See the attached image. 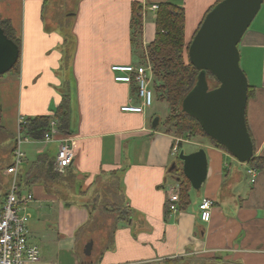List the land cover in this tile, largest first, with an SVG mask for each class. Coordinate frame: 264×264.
Masks as SVG:
<instances>
[{
  "label": "crops",
  "instance_id": "obj_1",
  "mask_svg": "<svg viewBox=\"0 0 264 264\" xmlns=\"http://www.w3.org/2000/svg\"><path fill=\"white\" fill-rule=\"evenodd\" d=\"M163 1L0 0V17L12 22L22 41L20 71L11 74L14 89L3 90L4 100L12 96L19 102L13 111L3 110V164L14 161L19 116L54 115L63 89L61 59L71 58L65 135L76 141L74 163L64 174L49 171L58 143L28 139L19 169L22 192L34 196L28 207L29 238L40 248L43 263L161 264L182 257L188 264H264V169L255 183L236 191L248 163L202 137L182 138L184 147L190 145L186 153L205 149L207 178L201 190L191 191L187 209L169 212L168 191L178 184L171 176L176 137L153 124L167 117L169 106L156 97L144 113L121 111L141 102L133 84L115 82L111 71L114 64L137 65L132 4ZM216 1H180L187 42ZM146 16L143 42L148 45L156 36V16L147 23ZM69 41L75 42L72 48ZM239 51L253 88L247 123L256 156L264 158V3ZM43 154L41 166L35 161ZM204 198L214 201L209 222L200 215ZM101 202L111 210H102Z\"/></svg>",
  "mask_w": 264,
  "mask_h": 264
},
{
  "label": "water",
  "instance_id": "obj_2",
  "mask_svg": "<svg viewBox=\"0 0 264 264\" xmlns=\"http://www.w3.org/2000/svg\"><path fill=\"white\" fill-rule=\"evenodd\" d=\"M264 0H222L205 16L189 46V58L200 70L197 82L182 102V111L195 117L204 131L221 144L239 162L254 156L246 110L249 82L241 67L239 44L259 13ZM21 56V48L0 27V76L10 72ZM208 73L218 86L210 88ZM159 124V118L154 120ZM179 158L193 189L201 190L207 178L208 158L205 149ZM176 168L174 163L171 171ZM90 244L85 252L88 253Z\"/></svg>",
  "mask_w": 264,
  "mask_h": 264
},
{
  "label": "trees",
  "instance_id": "obj_3",
  "mask_svg": "<svg viewBox=\"0 0 264 264\" xmlns=\"http://www.w3.org/2000/svg\"><path fill=\"white\" fill-rule=\"evenodd\" d=\"M178 0H164L159 4V8L156 12V36L152 43L148 44V61L153 67L154 71V89L156 97L160 101H165L169 106V113L163 121H159V128L171 134L175 137H184L187 135L189 138L203 136L205 140L217 146L225 151L226 148L221 144L213 140L204 131L201 123L193 116L182 111V102L186 95L195 86L200 70H198L190 61L189 58V46L187 44L185 35L186 26V12L185 8L178 3ZM222 0H217L216 3L209 8L205 13L201 23L199 24L195 34L199 30L207 13ZM143 6L134 2L132 4V16H131V29H132V41L133 44H138L139 40L143 37V22L142 16ZM0 27H2L8 36L13 39L17 45L21 48L22 41L17 36V32L13 27V24L8 19H2L0 17ZM138 41V42H137ZM192 41V40H191ZM241 43V42H240ZM240 45V44H239ZM146 63H141L144 65ZM20 71V58L14 65L10 72L19 73ZM209 85L215 84L218 86L219 82L215 76L208 73ZM133 93L138 96L139 88L136 82L132 83ZM214 88V87H210ZM59 103L54 111V116L58 120V128L61 133L69 132L70 113H71V96L66 82V87L61 90ZM253 97V88L249 86L248 89V101ZM248 105V103H247ZM53 115H37L28 117L26 123L21 126V133L29 139L36 141H43L46 132L48 131L49 123ZM247 120V111H246ZM3 107L1 105L0 98V131L3 128ZM248 126V123H247ZM249 129V127H248ZM250 132V129H249ZM252 137V134L250 132ZM253 143L254 139L252 137ZM180 151L183 148V142L179 143ZM254 144V156L248 162L249 166L257 170L264 169V158L257 157ZM228 152V151H227ZM0 155V164H3V159ZM46 155L43 154L38 157L35 163L44 164ZM176 168L171 171V176L180 185V202L179 209L185 210L191 204V191L193 190L192 184L183 170V161L179 158V155L175 157ZM11 163H6L3 166L5 170ZM49 171L59 174L55 170V159L48 164ZM7 193L4 194L5 200ZM118 209V208H117ZM168 211L170 212L169 208ZM124 214V212H123ZM125 216V214H124ZM129 218V217H125ZM124 218V219H125ZM161 264H188L182 257L173 259H167Z\"/></svg>",
  "mask_w": 264,
  "mask_h": 264
},
{
  "label": "built area",
  "instance_id": "obj_4",
  "mask_svg": "<svg viewBox=\"0 0 264 264\" xmlns=\"http://www.w3.org/2000/svg\"><path fill=\"white\" fill-rule=\"evenodd\" d=\"M158 4L143 6L142 16L145 17L148 10L157 11ZM115 82L132 84L136 82L139 88L138 97L140 104L130 103L122 106V112L144 113L145 109L153 106L156 100L154 89V71L150 63L144 65L134 64H114L111 66ZM25 116L18 118V131L16 136V146L14 150V161L6 168V174L11 176L10 187L7 196L0 210V264H55L43 263L40 248L32 243L29 238V222L31 215L28 211L29 204L33 201L32 193L22 192L20 187L19 169L24 161L25 153L23 144L28 141L21 133V126L26 123ZM63 134V135H62ZM62 135V136H61ZM57 136H61L58 137ZM44 141L57 142L58 151L55 157V170L65 172L73 165L75 160L76 141L69 135L61 133L58 128V120L53 115L49 123L48 131ZM183 139L175 138L172 146L174 157L179 155V143ZM245 164V163H241ZM251 183H255L258 177V170L248 167ZM180 185L172 187L168 191V208L172 212L179 210ZM214 201L204 198L200 204L201 219L209 222L212 216Z\"/></svg>",
  "mask_w": 264,
  "mask_h": 264
},
{
  "label": "rangeland",
  "instance_id": "obj_5",
  "mask_svg": "<svg viewBox=\"0 0 264 264\" xmlns=\"http://www.w3.org/2000/svg\"><path fill=\"white\" fill-rule=\"evenodd\" d=\"M180 1L181 0H178L176 3H178L180 5ZM55 10L57 11V9H55ZM155 16H156V12L155 11L148 10L147 16L145 18L146 23L151 21V20H154ZM190 42L191 41L187 42V44H189ZM67 43H68V45L71 46V48L75 44L74 41H69ZM147 46L148 45H145L144 42H143V37L141 38V40H139L138 44L135 45L134 54H135L136 64H141L143 62L146 63V64L150 63L148 61V56H147V53H148L147 52L148 51ZM21 62H23V57H21ZM70 63H71V58L70 57L64 56L61 59V67L59 68V73H60V76L62 77V82H61V87L62 88L66 87V82H68V77H69L68 76L69 75L68 67H69ZM11 74H12V72H8L5 75L0 76V95H2V97H1V99H2V107H3V110L5 112L13 111V108L14 107L17 108L18 104H19L18 101H16V103L13 102L14 98L12 96H9L7 99L4 100V92H3V90L4 89L13 90L14 89V83L16 82V80L13 77V75H11ZM210 87H215V84H211ZM11 94H12V92H11ZM163 102H165V101H163ZM162 113H165L164 107H163V110H160L159 115H161ZM199 137L204 138L203 136H199ZM180 138L188 139L189 137L187 135H185L184 137H180ZM189 147H190V145L187 144V145H185V147L183 146L182 150L183 151L184 150H189ZM4 165H5V163L4 164H0V208L2 207L3 202H4L3 201V199H4L3 196H4V194H6L8 192L9 187H10V176H8L5 173H3L4 172V169H3ZM242 170H243V173H244V178L241 181V183L239 184V186L236 189V191L238 189H240L241 187L246 188L249 185V183L251 182L250 181V179H251L250 175L248 174V168L246 167V168H243ZM64 173L65 172H61L60 174H64ZM194 193L196 194V191H194ZM105 204L106 203L101 202V209L102 210H106V211H110L111 207L109 205H105ZM103 207H104V209H103ZM113 210H114V208H113ZM99 219H101V218H99Z\"/></svg>",
  "mask_w": 264,
  "mask_h": 264
}]
</instances>
